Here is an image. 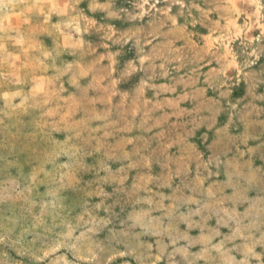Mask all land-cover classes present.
I'll return each instance as SVG.
<instances>
[{
  "label": "rangeland",
  "instance_id": "1",
  "mask_svg": "<svg viewBox=\"0 0 264 264\" xmlns=\"http://www.w3.org/2000/svg\"><path fill=\"white\" fill-rule=\"evenodd\" d=\"M0 264H264V0H0Z\"/></svg>",
  "mask_w": 264,
  "mask_h": 264
}]
</instances>
